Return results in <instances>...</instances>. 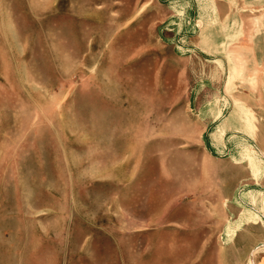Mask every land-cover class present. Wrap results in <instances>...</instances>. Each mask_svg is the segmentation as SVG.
<instances>
[{
	"label": "rangeland",
	"instance_id": "obj_1",
	"mask_svg": "<svg viewBox=\"0 0 264 264\" xmlns=\"http://www.w3.org/2000/svg\"><path fill=\"white\" fill-rule=\"evenodd\" d=\"M186 3L0 0V264H264V0L205 53L165 34Z\"/></svg>",
	"mask_w": 264,
	"mask_h": 264
},
{
	"label": "crops",
	"instance_id": "obj_2",
	"mask_svg": "<svg viewBox=\"0 0 264 264\" xmlns=\"http://www.w3.org/2000/svg\"><path fill=\"white\" fill-rule=\"evenodd\" d=\"M183 1V0H182ZM238 0H187V3L185 5H182L181 9H176L178 5H174L175 10L172 11V23L171 27H167L165 29V34L171 33H183L185 39L189 40V44L195 48H200L201 52L205 53L208 49L213 47V44L221 43L219 46H216V48L220 47H226L228 45H235V48H240L238 46V43H241L242 33H248L246 30L247 28L240 27L238 25V15L237 10L232 8V3L237 2ZM179 2V1H178ZM197 3V5L190 6L189 3ZM193 7L195 9H193ZM168 18V17H167ZM164 24V23H162ZM220 35V37L218 36ZM226 35H229V37H226ZM251 40H248L250 42ZM182 48L185 46V44L181 43ZM202 59V58H201ZM218 65H222L221 61L218 60ZM202 62V60H201ZM249 64L254 65H262V62L251 61ZM204 90V88L202 89ZM202 97V93H201ZM206 106L201 105V115L203 113H217V116L215 117V120L220 119L221 114L223 113V110L221 107H212L208 106L205 109ZM205 109V110H204ZM204 122L205 128L207 127V120L206 118H202ZM227 123V122H226ZM221 128V127H220ZM228 140L221 138L213 139V142L210 143V147L213 148L214 153L216 156H213L211 154L210 150L207 148H204L207 153H209V156L211 158L222 160L225 164H228L230 167H234L238 162L235 159V153L236 150L233 148V145H229ZM232 147V148H228ZM212 150V151H213ZM247 152V158L248 160H245V162H241L245 165V174L244 176L247 178L252 179V182L259 183L264 187V172H261V167H264V157L262 154L261 158L259 157L260 151H256L254 148L253 150H248ZM223 153V154H222ZM218 157V158H217ZM261 166V167H260ZM232 177H236L235 175L231 174ZM258 179H262L259 181ZM262 200L264 199V190L261 192ZM236 209H240L238 206V203H234ZM246 208V211L243 215L248 216L250 219L257 217V213L253 211L254 208ZM261 209L264 211V200L262 201V207ZM262 222L261 225H264V213L262 212L261 217ZM236 224L240 225H253L254 222L247 221L242 222L241 219L236 220ZM259 224V223H258ZM264 231V230H263ZM231 234L227 235L229 237ZM263 241H264V232H263ZM264 251V244L258 245L255 250L254 254ZM264 256V255H262ZM260 256L259 258H261Z\"/></svg>",
	"mask_w": 264,
	"mask_h": 264
}]
</instances>
